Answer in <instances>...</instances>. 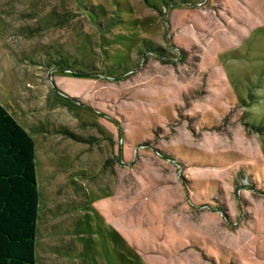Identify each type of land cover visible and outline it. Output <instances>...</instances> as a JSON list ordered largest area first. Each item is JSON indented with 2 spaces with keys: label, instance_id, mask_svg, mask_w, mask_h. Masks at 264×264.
<instances>
[{
  "label": "rangeland",
  "instance_id": "374dc122",
  "mask_svg": "<svg viewBox=\"0 0 264 264\" xmlns=\"http://www.w3.org/2000/svg\"><path fill=\"white\" fill-rule=\"evenodd\" d=\"M0 103L35 264H264V0H0Z\"/></svg>",
  "mask_w": 264,
  "mask_h": 264
},
{
  "label": "trees",
  "instance_id": "16d2710c",
  "mask_svg": "<svg viewBox=\"0 0 264 264\" xmlns=\"http://www.w3.org/2000/svg\"><path fill=\"white\" fill-rule=\"evenodd\" d=\"M64 62L57 60L54 67H71ZM249 126L264 133V116L253 118ZM38 210L34 140L0 103V264H35Z\"/></svg>",
  "mask_w": 264,
  "mask_h": 264
},
{
  "label": "water",
  "instance_id": "95a60500",
  "mask_svg": "<svg viewBox=\"0 0 264 264\" xmlns=\"http://www.w3.org/2000/svg\"><path fill=\"white\" fill-rule=\"evenodd\" d=\"M53 89L55 90V91H57V92H59L62 96H64V97H66V98H68V99H72V97H70V96H68V95H65L64 93H61L58 89H57V87L55 86V85H53Z\"/></svg>",
  "mask_w": 264,
  "mask_h": 264
}]
</instances>
